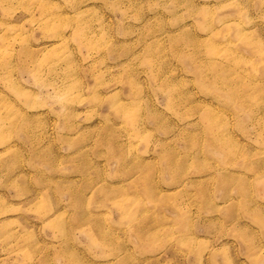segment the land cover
Segmentation results:
<instances>
[{"label":"rangeland","instance_id":"1","mask_svg":"<svg viewBox=\"0 0 264 264\" xmlns=\"http://www.w3.org/2000/svg\"><path fill=\"white\" fill-rule=\"evenodd\" d=\"M0 264H264V0H0Z\"/></svg>","mask_w":264,"mask_h":264}]
</instances>
